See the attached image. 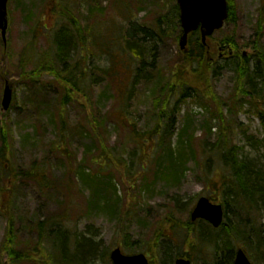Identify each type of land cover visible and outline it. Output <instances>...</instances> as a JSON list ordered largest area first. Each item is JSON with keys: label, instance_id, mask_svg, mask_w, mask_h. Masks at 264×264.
I'll use <instances>...</instances> for the list:
<instances>
[{"label": "rangeland", "instance_id": "rangeland-1", "mask_svg": "<svg viewBox=\"0 0 264 264\" xmlns=\"http://www.w3.org/2000/svg\"><path fill=\"white\" fill-rule=\"evenodd\" d=\"M263 1L233 0L235 21L226 23L211 41L216 48H223V52L229 51L228 47H231L238 57L217 59L212 67L216 69V76L211 78L209 90L207 87L191 85V78L186 76L191 89L196 88L198 92L191 90L175 114L177 135L172 142L175 149L180 147L187 149L188 153H199L203 142L207 141L204 150L210 155L219 135L229 129L231 124L232 130L227 133L231 143L239 148L240 158L261 163L264 161V99L253 100L254 97L243 95L233 67L239 62V57L245 54L243 57L250 63L252 70L258 63L256 44L264 52V25L259 26ZM59 3L68 8L66 13L74 11L76 19L82 21L87 29L95 28L103 34L102 40L97 41L101 34L93 37L96 43L89 39L86 50L77 48L70 53L75 59L82 57L84 63V57L87 56L86 63L95 72L96 79L84 88L88 97L82 93L74 95L75 100L64 112L60 108L63 89L53 76L43 74L33 80L20 78L22 71H33L35 59L41 54L50 53L52 59L56 58L54 35L65 23L63 18H59L58 13L65 10ZM175 4V0H10V29L5 60H2L0 39V68L12 79L14 90L11 109L2 111L3 84L0 78V123L7 125L9 136L6 142L10 144L7 150L0 136V250L9 221H13L17 240L23 248L27 242L34 245L37 239L32 224L39 219L46 220L51 215H60L65 209L69 215V227L79 232L81 238H87L98 245L94 264H113L110 257L106 259L104 255L118 246L124 247L123 234H128L131 244L136 243L135 253H129L123 248L126 254L144 252L150 256L146 245L158 230L164 231L172 240L169 237L162 240L164 246L156 257V264H175V245L178 246L187 233L175 231L172 224L163 219L173 211L176 217L183 219L178 222H188L190 211L200 197L211 192L205 182L204 172L213 176L214 168L220 160L214 156L211 163H205L202 167L192 155L187 156L183 164L185 174L180 183L168 185L160 175L165 162L160 161L161 165H154L158 151H151L154 148L153 142L147 150L137 141L123 146L134 130L141 131L148 125L152 106L149 98L140 96L144 84L138 85L134 97L128 103L127 111L130 115L127 125L129 120L130 124L122 127L117 120V115H122L119 93L129 85L132 70H127L122 63L128 58L123 51L127 40L141 43L140 39H146L145 43H148L147 48L150 50V54L147 52L149 64L146 66L149 74L162 71L169 75L174 65H180L182 53L178 42L168 37L155 45L150 34L144 32L146 28L151 30L153 25L157 26L158 20L164 22L163 28L171 32L174 22L170 21L171 15H168ZM227 40L230 41L227 43ZM105 42L110 45L104 47ZM111 55L116 57L118 64L112 61L114 57ZM25 59L31 62L24 65ZM129 60L134 65L131 57ZM152 63L155 65L151 66ZM108 66H114L115 72H118L115 78L110 79L104 75ZM256 87L258 91L264 88L261 80L256 83ZM207 90L210 91L208 94ZM217 110H222L221 117L217 115ZM101 115L105 116V123L100 127L99 135L94 136L89 127L94 118ZM62 123L65 128L76 129L85 125L94 135L82 137L71 134L61 148L58 134ZM209 128L212 129L211 135ZM180 132L183 134V142L179 143ZM93 137L95 140H92ZM156 139L155 136L153 141ZM99 140L108 146L111 158L122 156L132 165L131 182L123 180L115 166L100 173L101 176L94 177L101 168L95 163V157L100 152ZM167 155L168 151L162 160ZM110 161H103L101 166L107 168ZM34 163L43 166L52 189H40L34 180L21 177L13 185L15 176H21ZM79 169L85 172L87 183L77 181ZM111 181L116 190L112 186L106 189L105 186L110 185ZM227 215V221L230 219L231 223L247 217L233 203L227 209ZM263 223L264 220L259 221V225ZM195 245L199 250L201 247L202 252L193 253L192 264L216 263L217 256L213 248L202 247L197 241ZM185 249L189 253L193 252L187 247ZM165 253L169 255L165 263H160V255ZM7 261V256L0 253V264H6ZM253 262L258 264L255 259Z\"/></svg>", "mask_w": 264, "mask_h": 264}, {"label": "trees", "instance_id": "trees-1", "mask_svg": "<svg viewBox=\"0 0 264 264\" xmlns=\"http://www.w3.org/2000/svg\"><path fill=\"white\" fill-rule=\"evenodd\" d=\"M59 14V18L65 20L64 25L56 31L54 35V52L56 58L52 59L50 53H43L33 64V71L26 73L22 71L20 73L21 79H36L43 74H50L53 76L61 85L63 92L60 101V108L64 110L68 105L75 100L74 95L77 96L80 93L84 97H88L85 93L84 88L87 85H91L90 81L94 82L96 79L95 72L90 69L86 63V57L82 62V57L75 59L70 55L72 51L77 48L86 50L88 40H92L94 43L98 34H101L97 29L89 30L83 26L82 21L76 19L74 11L66 13L67 7ZM170 21L174 22V28L170 32L163 28L162 23L158 20L156 26H152V31L148 28L144 30L146 34H150V38L154 44L162 43L166 38H172L174 42H177L180 36V20H179V7L175 4V7L170 11ZM235 21L234 2L229 0V19L228 22ZM264 25V1L260 10V24L261 27ZM45 26V25H44ZM176 27V28H175ZM46 28V27H45ZM100 30V29H99ZM103 31V30H101ZM178 31V33H176ZM170 32V33H169ZM97 37L98 40L103 39ZM131 35V34H130ZM139 36V35H138ZM36 37V36H35ZM105 37V36H104ZM139 41L133 42L131 39L127 40L125 50L127 57L133 60L137 65L131 64L130 60L126 58V62L122 61L126 69L131 70L129 78V85H127L124 91L119 93V103L122 108L121 117L117 115V120L122 127L128 126L130 123L127 120L130 115L127 111L129 101L134 97L136 88L138 85L144 84L145 88H142L140 96L149 98L151 101V111L148 116V125L141 131L134 130L131 134V138L126 139L127 146L131 141H137L140 145H143L144 149H149L151 142L154 143V148L151 150L158 151L154 165H161L163 161L165 164L160 171L161 177L168 185L179 184L182 176L185 174L183 170V164L187 156L194 158L200 166H205L214 159L216 156L220 162L216 168H214L213 176H208L204 172L205 182L211 188V192L207 195L213 202L223 204L226 209H229L230 204H234L237 210L241 213L246 214V219H238L237 222H225L220 229H214L211 225L204 222L201 223L200 228H196L195 224L189 222L181 223L183 221L176 217L175 213L171 211L163 221H168L172 224L173 229L181 230L187 233L186 237L181 240L175 247V256L188 257L193 259L192 255L195 251L200 253L202 251L195 245V241L202 247L209 246L213 248L217 256L215 264H232L231 259L233 257V251L242 247L249 257L258 264H264V224L259 225V221L264 220V161H254L251 159H241L239 148L231 143L230 137L227 133L229 129L221 133L215 144V149L211 154H207L204 150L207 145V141L203 142L201 152H191L187 149H175L172 147V142L176 134V128L174 126V117L178 108L183 104L191 90L198 92V90L191 89V85L201 87H207L211 84V78L216 76V69H213L208 62V56L205 53V48L202 46L200 37L194 34L190 41V51L187 55L182 54V63L180 65H174L169 71V75L158 71L157 73H147L146 66L148 63L147 58L150 54L149 45L145 43L146 39H140ZM230 40H227L228 43ZM115 41H113L114 43ZM98 44V43H97ZM146 44V45H144ZM110 45L104 43V47ZM258 49V50H257ZM88 50V49H87ZM256 56L258 63L254 69H250V63L244 58L243 61L236 62L234 67L235 75L237 76L238 86L243 90V95L254 97L253 100L264 99V88L258 91L256 83L260 80L264 85V52L260 50L258 44L255 46ZM149 54H148V53ZM130 54V55H129ZM50 55V56H49ZM89 55V52H88ZM111 57H114L111 55ZM115 59V60H114ZM34 61V60H33ZM112 61L116 64V57L112 58ZM31 62L28 59L23 61L24 65ZM118 64V63H117ZM62 67H57V66ZM154 66L155 64H150ZM60 68V69H58ZM100 70V69H99ZM114 66H108L104 70V75L109 76L110 79L115 78L118 72H115ZM186 76L191 78L192 84L190 85ZM185 77V79L183 78ZM190 80V79H189ZM188 83V84H187ZM248 87V88H246ZM145 90V91H144ZM206 91L210 92V91ZM200 91V90H199ZM208 94V93H207ZM219 117L222 116V111L217 110ZM93 115V113H91ZM61 117L63 115L61 114ZM103 115L96 116L92 121V126L89 127L94 134L84 125L80 128H65V124L62 123L59 127L60 134L59 147H63L66 142L67 136L79 135V136H96L100 133V127H103L105 120ZM101 118V119H98ZM69 129V130H68ZM232 130V129H231ZM209 135H211V129H208ZM141 132V133H140ZM0 136L2 137L6 149L10 147L8 141V128L6 123H0ZM156 136V141L153 138ZM180 142H183V134L179 133ZM92 140H95L94 137ZM145 141V142H144ZM259 142V141H258ZM138 146L141 148V146ZM99 154L95 157V163L100 166V172L94 177L101 176L102 172L108 170L112 166H115L119 171L123 180L132 181L133 171L127 159L122 156L111 158V152L107 145L99 140ZM204 147V148H203ZM166 151L168 155L166 159H163ZM2 152V151H1ZM0 152V153H1ZM199 155V157H198ZM2 156V153L1 155ZM64 157L65 154H62ZM104 159V160H103ZM111 163L107 164V168L101 166V163L105 160H110ZM165 160V161H164ZM161 166V167H162ZM76 179L78 182L87 183L88 181L85 172L82 169L78 170ZM205 171V170H203ZM101 173V174H100ZM215 178V176H217ZM15 176V175H13ZM16 179L13 183L18 182L19 177L28 180H34L40 186V189L46 191L52 189L50 186V178L45 172L41 164H32L29 169L15 176ZM93 181L96 182V179ZM217 179V180H215ZM102 182V180H100ZM80 182V183H81ZM79 183V184H80ZM112 186L116 190L115 185L110 182V185H106V189ZM129 186V185H128ZM130 188V186H129ZM176 207V206H175ZM228 217V215H227ZM69 215L65 209L62 210L60 215H51L46 220L41 221L39 219L36 223L32 224V231L36 233L37 239L34 245L27 242L26 246L20 247L17 240L16 233L13 227V221H9V227L6 234L5 241L1 246L0 253L7 256L8 261L6 264H94L97 257L98 245L89 241L87 238H81L79 232L73 231L67 224L69 221ZM125 240L124 249L128 250L129 253H135L134 247L136 243H130L128 234L124 235ZM168 237L164 231L158 230L155 237L147 243V251L150 253L151 264H156V257L161 250L162 240ZM88 241V242H87ZM90 242V243H89ZM169 246V245H168ZM167 246V247H168ZM187 247L192 253L185 251ZM173 250V249H172ZM177 251V253H176ZM109 252L107 251L104 257L109 258ZM169 254L165 253L160 256V263H165L166 258Z\"/></svg>", "mask_w": 264, "mask_h": 264}, {"label": "water", "instance_id": "water-1", "mask_svg": "<svg viewBox=\"0 0 264 264\" xmlns=\"http://www.w3.org/2000/svg\"><path fill=\"white\" fill-rule=\"evenodd\" d=\"M9 0H0V32L6 43L9 29L8 20ZM180 8V19L183 34L180 39V47L184 50L188 44L189 35L199 28L202 32L203 44L215 31L220 30L228 18L227 0H177ZM13 87L7 82L4 90L2 107L6 111L12 103ZM223 208L213 205L207 198H201L192 213V220L203 219L210 222L214 227H219L223 222ZM114 264H149L144 254L128 256L122 253L120 248L111 253ZM176 264H191L187 259L180 258ZM235 264H252L246 253L240 249L237 252Z\"/></svg>", "mask_w": 264, "mask_h": 264}]
</instances>
